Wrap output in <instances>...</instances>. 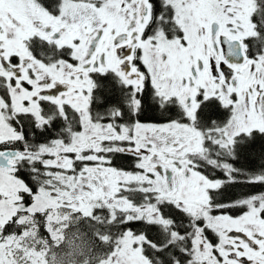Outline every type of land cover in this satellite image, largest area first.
Wrapping results in <instances>:
<instances>
[{
  "label": "snow or ice",
  "instance_id": "snow-or-ice-1",
  "mask_svg": "<svg viewBox=\"0 0 264 264\" xmlns=\"http://www.w3.org/2000/svg\"><path fill=\"white\" fill-rule=\"evenodd\" d=\"M258 142L264 0H0V264H264Z\"/></svg>",
  "mask_w": 264,
  "mask_h": 264
},
{
  "label": "trees",
  "instance_id": "trees-1",
  "mask_svg": "<svg viewBox=\"0 0 264 264\" xmlns=\"http://www.w3.org/2000/svg\"><path fill=\"white\" fill-rule=\"evenodd\" d=\"M262 144H264V142H258L257 145H256V148L255 150L256 151H259L260 147L262 146ZM261 189H256V191H260Z\"/></svg>",
  "mask_w": 264,
  "mask_h": 264
},
{
  "label": "flooded vegetation",
  "instance_id": "flooded-vegetation-1",
  "mask_svg": "<svg viewBox=\"0 0 264 264\" xmlns=\"http://www.w3.org/2000/svg\"><path fill=\"white\" fill-rule=\"evenodd\" d=\"M225 71L228 72L229 70L225 67ZM234 214H238V213H234Z\"/></svg>",
  "mask_w": 264,
  "mask_h": 264
}]
</instances>
